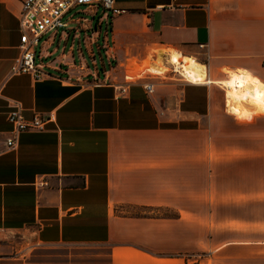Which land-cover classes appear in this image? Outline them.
<instances>
[{"label": "crops", "instance_id": "1", "mask_svg": "<svg viewBox=\"0 0 264 264\" xmlns=\"http://www.w3.org/2000/svg\"><path fill=\"white\" fill-rule=\"evenodd\" d=\"M115 6L125 12L107 17L100 7H84L67 28L45 34L37 58L48 75L35 80L10 74L20 53L21 6L0 0V264H40L28 261L35 246L106 247L112 264L144 261L142 248H151L161 228L166 233L165 219L124 208L188 213L179 191L193 199L198 189L200 148L201 161H213L212 143L200 147L199 139L210 134L202 120L223 114L215 106L226 98L223 82L238 71L264 82V0ZM171 51L182 63L186 57L204 65L206 82L175 70ZM161 64L186 80L152 81L164 73ZM11 100L27 118L52 116L44 130L21 133L13 149L6 144ZM16 233L22 245L10 240Z\"/></svg>", "mask_w": 264, "mask_h": 264}, {"label": "rangeland", "instance_id": "2", "mask_svg": "<svg viewBox=\"0 0 264 264\" xmlns=\"http://www.w3.org/2000/svg\"><path fill=\"white\" fill-rule=\"evenodd\" d=\"M160 69L164 72L165 67L161 64ZM168 75L185 79L168 71L152 81H165ZM220 105L222 115L217 112L212 119L202 120L210 134L199 139L200 147L203 142L212 143L207 155L213 161L206 166L200 148L198 189L193 199H187L185 189L179 191L188 213L172 207H125L132 216L144 213L165 219L166 233L161 228L151 248L145 246L146 253L139 252L148 259L123 264H264V115L235 116L224 97L215 106ZM10 240L22 245L25 237L16 233ZM108 251L97 246H35L27 256L40 264H112Z\"/></svg>", "mask_w": 264, "mask_h": 264}, {"label": "built area", "instance_id": "3", "mask_svg": "<svg viewBox=\"0 0 264 264\" xmlns=\"http://www.w3.org/2000/svg\"><path fill=\"white\" fill-rule=\"evenodd\" d=\"M20 12L17 16L20 28L19 55L14 59L11 76L29 75L40 80L48 73L44 64L37 58V49L45 34H55L68 27L69 21L80 13V8L100 7L107 14L119 15L125 12L115 6V0H19ZM108 24V20H107ZM148 92L153 91L152 84H146ZM0 98H4L0 88ZM7 113L12 125L11 135L7 138L8 148H16L19 135L27 131H42L52 116L34 114L27 118L24 108L18 101L11 100Z\"/></svg>", "mask_w": 264, "mask_h": 264}, {"label": "bare ground", "instance_id": "4", "mask_svg": "<svg viewBox=\"0 0 264 264\" xmlns=\"http://www.w3.org/2000/svg\"><path fill=\"white\" fill-rule=\"evenodd\" d=\"M170 53V61L174 64L175 70L180 71L187 80L198 83L206 82L207 74L204 65L186 57L183 58L182 63L179 54L174 51ZM158 70L163 72V69ZM234 75L231 80L223 82L227 92L228 111L238 117L248 114L264 115V83L245 71L235 72ZM241 81L243 87L239 86Z\"/></svg>", "mask_w": 264, "mask_h": 264}, {"label": "trees", "instance_id": "5", "mask_svg": "<svg viewBox=\"0 0 264 264\" xmlns=\"http://www.w3.org/2000/svg\"><path fill=\"white\" fill-rule=\"evenodd\" d=\"M120 207H123V206H120ZM148 209V208H147ZM152 209H154V208H152ZM118 210H119V208H118ZM133 216H137V217H140L141 215L140 214H136V215H133ZM152 217V216H149L148 214H144L143 213V215H142V217ZM163 217V216H162Z\"/></svg>", "mask_w": 264, "mask_h": 264}, {"label": "snow or ice", "instance_id": "6", "mask_svg": "<svg viewBox=\"0 0 264 264\" xmlns=\"http://www.w3.org/2000/svg\"><path fill=\"white\" fill-rule=\"evenodd\" d=\"M234 83H235V82H234ZM239 86H240V87H243V82H242V81L240 82V85H239Z\"/></svg>", "mask_w": 264, "mask_h": 264}]
</instances>
